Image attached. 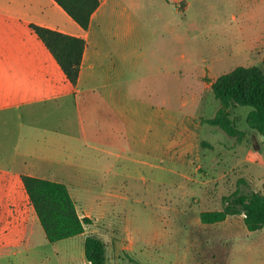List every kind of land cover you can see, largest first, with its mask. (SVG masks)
Returning a JSON list of instances; mask_svg holds the SVG:
<instances>
[{
	"label": "crops",
	"instance_id": "crops-1",
	"mask_svg": "<svg viewBox=\"0 0 264 264\" xmlns=\"http://www.w3.org/2000/svg\"><path fill=\"white\" fill-rule=\"evenodd\" d=\"M260 7L264 14V0H100L84 29L56 0H0V256L38 255L50 243L70 241L61 247L77 245L87 264L88 234L107 246V221L102 233L93 221L82 234L48 241L24 174L65 183L74 199L85 192L84 177L120 176L122 170L132 177L139 163L177 175L173 185L211 183L206 175L215 177L213 172L200 170L215 167L223 152L211 145L204 150L201 130L210 124L203 118L217 114L206 117L199 110L212 97L205 98L214 93L217 77L210 75L211 67L203 69L197 50L203 47L204 30L223 32L235 10L244 15ZM32 24L86 40L77 84ZM174 97L182 98L176 106ZM15 130V153L5 154L3 133ZM230 137L234 141L225 155L232 156V163L215 169L218 189L236 190L243 178L264 192V170L258 178L251 171L231 178L242 164L254 162L244 151L258 150L257 138L250 142L247 133ZM114 185L105 191L114 193L110 207L99 201L100 214L123 199ZM75 202L80 216L91 218ZM54 252L60 256L63 250Z\"/></svg>",
	"mask_w": 264,
	"mask_h": 264
},
{
	"label": "rangeland",
	"instance_id": "rangeland-1",
	"mask_svg": "<svg viewBox=\"0 0 264 264\" xmlns=\"http://www.w3.org/2000/svg\"><path fill=\"white\" fill-rule=\"evenodd\" d=\"M262 11L260 7L243 15L241 11L235 10V17L230 18L227 30L203 31V47L197 50V58H201L204 70L206 66L211 67L210 75L217 77L213 83L238 66H257L264 74ZM213 94L205 96L207 99L212 97L199 110L206 117L215 116L224 107L222 101L215 99ZM181 100V97H174L172 104L176 106ZM251 110L250 106L242 105H231L229 108L230 118L235 120L239 129L247 133L250 142L253 136L257 138L260 145L258 150L251 147L244 151L246 158L255 163L242 164L239 170L232 172L233 179L240 173L250 171L256 178L263 174L264 139L247 122ZM208 119L203 118L205 122ZM3 135L7 137V144L3 145L5 154H14L17 130ZM201 137L206 145L204 150L211 145L214 150L223 152L216 160L215 167L200 170L215 175H206L212 179L207 186L184 183L174 186V181L179 179L177 175L164 169H154L146 163H139L137 169L133 165L132 177L122 170L120 176L108 172L83 178L87 183L81 189L85 192L74 196L80 213L90 212L92 220L98 224V231L102 233L105 221L109 223L108 231L104 233L107 239V264H264V227L250 231L245 224V214L228 216L222 222L211 224L201 220L203 211L221 209L222 196L236 188L229 186L218 189L219 185L215 181L218 176L216 170L226 169L232 163V156L225 154L226 147L234 139L221 125L211 124H204ZM80 147L85 148L84 145ZM87 150H90L88 146ZM85 161L88 163L89 160ZM155 163L161 164L159 161ZM204 163L209 164L205 160ZM125 165L122 163V166ZM110 184H115V190H119L118 194L123 199H116L118 203L115 209L107 208L100 214L99 201L106 200L109 207L110 200L113 201L110 196L114 193L105 192ZM209 188L213 191L211 195L207 191ZM241 188L248 189L243 185ZM69 242L58 245L50 243V247H41L42 252L38 255L29 252L19 256H0V264H84V255L77 245L61 247ZM55 248H62L63 253L56 256Z\"/></svg>",
	"mask_w": 264,
	"mask_h": 264
},
{
	"label": "trees",
	"instance_id": "trees-1",
	"mask_svg": "<svg viewBox=\"0 0 264 264\" xmlns=\"http://www.w3.org/2000/svg\"><path fill=\"white\" fill-rule=\"evenodd\" d=\"M84 29H88L92 14L100 5V0H56ZM31 27L44 41L68 79L77 84L86 40L32 24ZM212 90L224 107L217 115L208 119L212 125H221L232 137L242 138L245 132L230 118V106H250L247 115L249 126L264 136V74L257 66H238L221 75L213 84ZM29 199L35 208L46 237L56 242L82 234L86 226L93 223L89 216L81 217L75 199L68 186L59 181L21 176ZM246 188H241V186ZM245 179L239 180L238 188L223 195V207L201 213L204 223L222 222L228 216L245 214V224L250 231L264 227V192L250 188ZM87 264H107L106 243L97 235L88 234L85 239Z\"/></svg>",
	"mask_w": 264,
	"mask_h": 264
}]
</instances>
